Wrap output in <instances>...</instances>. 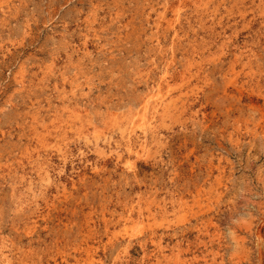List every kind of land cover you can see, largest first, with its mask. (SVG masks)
Listing matches in <instances>:
<instances>
[{"label": "rangeland", "instance_id": "374dc122", "mask_svg": "<svg viewBox=\"0 0 264 264\" xmlns=\"http://www.w3.org/2000/svg\"><path fill=\"white\" fill-rule=\"evenodd\" d=\"M263 3L0 0V264H264Z\"/></svg>", "mask_w": 264, "mask_h": 264}, {"label": "bare ground", "instance_id": "6f19581e", "mask_svg": "<svg viewBox=\"0 0 264 264\" xmlns=\"http://www.w3.org/2000/svg\"><path fill=\"white\" fill-rule=\"evenodd\" d=\"M220 2H221V1H220ZM251 3H252V2H251ZM263 4H264V3H263ZM201 6H202V5H201ZM203 6H204V5H203ZM198 13H199V12H198ZM202 13H203V12H202ZM170 25H171V24H170ZM200 25H201V24H200ZM205 43H206V42H205ZM195 44H196V43H195ZM198 45H199V44H198ZM198 47H199V46H198ZM198 47H197V48H198ZM191 49H192V48H191ZM232 56H233V55H232ZM234 56H235V55H234ZM236 61H237V60H236ZM163 82H164V81H163ZM166 83H167V82H166ZM163 88H164V87H163ZM145 93H146V92H145ZM149 93H151V92H149ZM152 93H153V92H152ZM144 97H145V96H144ZM150 99H151V96L148 97V98L144 101L143 108H144L145 110L147 109V106H148V105L150 104V102H151ZM156 104H157V103H156ZM161 104H162V103H161ZM171 105H172V103H170V102H166V103H165V106H166L167 109H168V108L170 109V108H171V107H170ZM159 106H160V105H159ZM159 106H158V107H159ZM163 106H164V105H163ZM173 106H174V105H173ZM148 107H149V106H148ZM142 110H143V109H142ZM72 111H73V110H72ZM68 113H69V112H68ZM72 113H73V112H72ZM72 113H71V114H72ZM145 113H146V112H145ZM75 114H76V113H75ZM73 115H74V114H73ZM139 115H140V114H139ZM150 115H151V114H150ZM68 117H69V116H68ZM141 117L143 118V113L141 114ZM85 118H86V117H85ZM73 119H74V118H73ZM78 119H79V118H78ZM139 120H140V118H139ZM81 121H82V120H81ZM140 121H141V120H140ZM77 122H78V121H77ZM53 123H54V122H53ZM136 123H137V122H136ZM136 123H135V124H136ZM138 123H139V122H138ZM67 124H68V123H67ZM70 124H71V123H70ZM149 124H150V123H149ZM76 125H77V124H76ZM147 126H148V125H147ZM152 126H153V125H152ZM34 127H35V126H34ZM72 130H73V129H72ZM140 130H141V129H140ZM143 132H144V131H143ZM135 133H136V132H135ZM45 134H46V133H45ZM120 134H121V133H120ZM134 135H135V134H134ZM36 136H37V135H36ZM41 136L43 137V135H41ZM130 137H131V136H130ZM142 137H143V136H142ZM137 138H138V137H137ZM85 139H86V138H85ZM127 143H128V142H127ZM141 143H142V142H141ZM42 144H43V143H42ZM141 145H142V144H141ZM141 145H140V146H141ZM129 149H130V148H129ZM129 151H130V150H129ZM132 151H133V150H132ZM134 151H135V150H134Z\"/></svg>", "mask_w": 264, "mask_h": 264}]
</instances>
